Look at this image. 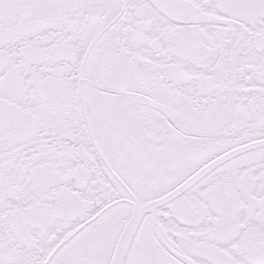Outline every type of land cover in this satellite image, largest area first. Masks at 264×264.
I'll use <instances>...</instances> for the list:
<instances>
[{"label": "snow or ice", "instance_id": "6c2138e0", "mask_svg": "<svg viewBox=\"0 0 264 264\" xmlns=\"http://www.w3.org/2000/svg\"><path fill=\"white\" fill-rule=\"evenodd\" d=\"M0 264H264V0H0Z\"/></svg>", "mask_w": 264, "mask_h": 264}]
</instances>
